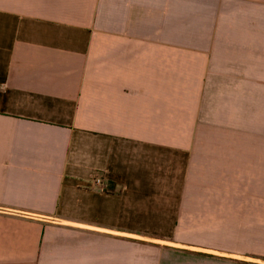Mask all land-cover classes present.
Returning <instances> with one entry per match:
<instances>
[{
    "label": "crops",
    "instance_id": "0c3cea01",
    "mask_svg": "<svg viewBox=\"0 0 264 264\" xmlns=\"http://www.w3.org/2000/svg\"><path fill=\"white\" fill-rule=\"evenodd\" d=\"M0 264H264V0H0Z\"/></svg>",
    "mask_w": 264,
    "mask_h": 264
},
{
    "label": "built area",
    "instance_id": "2783aa9c",
    "mask_svg": "<svg viewBox=\"0 0 264 264\" xmlns=\"http://www.w3.org/2000/svg\"><path fill=\"white\" fill-rule=\"evenodd\" d=\"M93 186L96 188H99L100 190H105L106 186H105V182H104V178L102 175H96L93 178Z\"/></svg>",
    "mask_w": 264,
    "mask_h": 264
}]
</instances>
